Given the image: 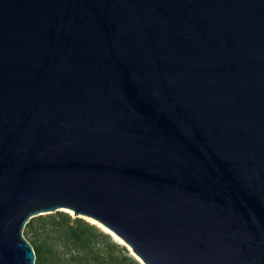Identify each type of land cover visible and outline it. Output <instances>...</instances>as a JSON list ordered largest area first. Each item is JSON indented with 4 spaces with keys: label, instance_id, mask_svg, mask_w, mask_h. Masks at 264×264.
<instances>
[{
    "label": "water",
    "instance_id": "95a60500",
    "mask_svg": "<svg viewBox=\"0 0 264 264\" xmlns=\"http://www.w3.org/2000/svg\"><path fill=\"white\" fill-rule=\"evenodd\" d=\"M62 210L141 264H264V0H0V264Z\"/></svg>",
    "mask_w": 264,
    "mask_h": 264
},
{
    "label": "trees",
    "instance_id": "16d2710c",
    "mask_svg": "<svg viewBox=\"0 0 264 264\" xmlns=\"http://www.w3.org/2000/svg\"><path fill=\"white\" fill-rule=\"evenodd\" d=\"M23 235L32 246L34 264H141L109 234L62 211L32 217Z\"/></svg>",
    "mask_w": 264,
    "mask_h": 264
},
{
    "label": "rangeland",
    "instance_id": "374dc122",
    "mask_svg": "<svg viewBox=\"0 0 264 264\" xmlns=\"http://www.w3.org/2000/svg\"><path fill=\"white\" fill-rule=\"evenodd\" d=\"M62 212H66V213H68L69 215H71V217H73V216H72V212H70V211L62 210ZM42 215H45V214H42ZM82 219H84L85 221H87V222L90 223V224L95 225V226H96L97 228H99L101 231H103V232L109 234V235L112 237V239H114V240L117 241L118 243L124 245V244L122 243V241H120L117 237H115L114 235H112V234L109 233L108 231L104 230L103 228L99 227L97 224L91 222L90 220H88V219L85 218V217H83ZM129 251H130V250H129Z\"/></svg>",
    "mask_w": 264,
    "mask_h": 264
},
{
    "label": "bare ground",
    "instance_id": "6f19581e",
    "mask_svg": "<svg viewBox=\"0 0 264 264\" xmlns=\"http://www.w3.org/2000/svg\"><path fill=\"white\" fill-rule=\"evenodd\" d=\"M88 220H90L91 222L97 224L99 227L103 228L104 230L108 231L109 233H111L112 235H114L112 232H110L108 229H106L104 226H102L100 223L96 222L95 220L91 219V218H87ZM115 236V235H114ZM116 237V236H115Z\"/></svg>",
    "mask_w": 264,
    "mask_h": 264
}]
</instances>
